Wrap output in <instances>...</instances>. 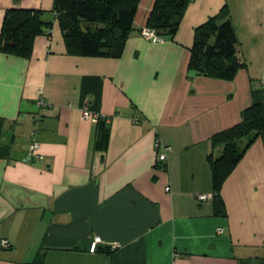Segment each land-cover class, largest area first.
Wrapping results in <instances>:
<instances>
[{
	"label": "crops",
	"instance_id": "1",
	"mask_svg": "<svg viewBox=\"0 0 264 264\" xmlns=\"http://www.w3.org/2000/svg\"><path fill=\"white\" fill-rule=\"evenodd\" d=\"M140 1L122 55L109 58L69 52L54 12L30 57L3 50L9 8L51 11L54 0H0V264H264L263 136L219 198L198 199L214 191L212 136L264 101V0H192L159 42L140 34L155 0ZM225 6L247 64L230 80L188 68L194 29ZM90 75L110 118L103 149L83 117ZM34 137L43 158L29 156ZM157 139L172 147L164 170Z\"/></svg>",
	"mask_w": 264,
	"mask_h": 264
},
{
	"label": "trees",
	"instance_id": "2",
	"mask_svg": "<svg viewBox=\"0 0 264 264\" xmlns=\"http://www.w3.org/2000/svg\"><path fill=\"white\" fill-rule=\"evenodd\" d=\"M191 2L155 0L146 26L155 29L163 39L174 37ZM140 3V0H54L51 11L12 7L4 17L1 47L30 57L35 38L52 29L54 20H47L46 14L54 12L69 52L87 57L117 58L124 51L128 35L135 29L134 21ZM228 16L225 6L194 29L188 63L190 70L230 80L247 67L246 62L238 57L237 31ZM101 83V77L90 75L83 79L82 88L85 94H92V97L88 96L89 104L93 113L98 115L96 147L103 149L109 142L110 118L99 112ZM260 136L264 137V101L258 100L243 110L240 122L212 136L213 148L221 151L217 158L213 154L208 158L213 172V197H220L223 182ZM244 138L247 140L241 144ZM220 206L223 210V201H220ZM11 245L10 242L9 247L5 248ZM31 264H42V260L36 258Z\"/></svg>",
	"mask_w": 264,
	"mask_h": 264
},
{
	"label": "built area",
	"instance_id": "3",
	"mask_svg": "<svg viewBox=\"0 0 264 264\" xmlns=\"http://www.w3.org/2000/svg\"><path fill=\"white\" fill-rule=\"evenodd\" d=\"M140 34L143 35L146 39H150L154 42H159L161 41L163 38L160 35H157V32L155 29L146 26L141 28L140 30ZM45 91L44 88L41 87L39 88L38 92H37V96H36V103L39 107H44L46 105H48V101L46 100L45 96ZM83 117L87 118V119H94L96 122L98 121V115L93 113V111L91 110L90 104H89V98L85 99V102L83 103ZM40 148V144L37 141V139L34 137L32 138V140L29 143V156L34 157V158H43V156L38 152ZM155 151H157V160L159 162V166H161V168L164 170L166 168V164H167V159H168V155L169 153L172 151V147L169 145H166L164 142H162L160 139H157L155 142ZM168 190H170V187L167 188ZM213 197V194H200L199 196V201L201 200H207V199H211ZM101 238L97 237L96 241H100ZM10 242L9 240H5L2 242V246L5 247H9Z\"/></svg>",
	"mask_w": 264,
	"mask_h": 264
},
{
	"label": "rangeland",
	"instance_id": "4",
	"mask_svg": "<svg viewBox=\"0 0 264 264\" xmlns=\"http://www.w3.org/2000/svg\"><path fill=\"white\" fill-rule=\"evenodd\" d=\"M245 140H247V138H244V140L241 142V144H244ZM98 243V242H97Z\"/></svg>",
	"mask_w": 264,
	"mask_h": 264
}]
</instances>
